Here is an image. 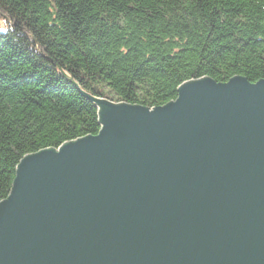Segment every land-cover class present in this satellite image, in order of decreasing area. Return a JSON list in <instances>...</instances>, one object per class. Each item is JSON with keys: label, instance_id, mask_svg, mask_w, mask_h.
<instances>
[{"label": "water", "instance_id": "water-1", "mask_svg": "<svg viewBox=\"0 0 264 264\" xmlns=\"http://www.w3.org/2000/svg\"><path fill=\"white\" fill-rule=\"evenodd\" d=\"M93 102L98 134L17 165L0 264H264V80Z\"/></svg>", "mask_w": 264, "mask_h": 264}, {"label": "trees", "instance_id": "trees-1", "mask_svg": "<svg viewBox=\"0 0 264 264\" xmlns=\"http://www.w3.org/2000/svg\"><path fill=\"white\" fill-rule=\"evenodd\" d=\"M264 80V0H0V202L20 160L98 134L93 99Z\"/></svg>", "mask_w": 264, "mask_h": 264}]
</instances>
